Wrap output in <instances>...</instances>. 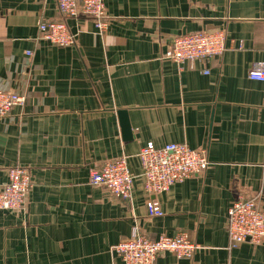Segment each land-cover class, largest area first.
<instances>
[{"label":"crops","instance_id":"0c3cea01","mask_svg":"<svg viewBox=\"0 0 264 264\" xmlns=\"http://www.w3.org/2000/svg\"><path fill=\"white\" fill-rule=\"evenodd\" d=\"M106 13L105 32L84 14L67 20L77 44L58 47L39 31L64 19L56 0H0V90L26 96L0 119V186L16 166L34 183L23 211L0 212V264H121L113 248L136 228L201 246L155 264H264V240L231 248L226 230L240 195L260 196L264 212V82L248 78L264 62V0H108ZM215 31L226 33L223 55L166 58L175 38ZM149 142L211 162L157 196L154 217L138 159ZM122 156L137 176L129 200L90 183Z\"/></svg>","mask_w":264,"mask_h":264},{"label":"built area","instance_id":"2783aa9c","mask_svg":"<svg viewBox=\"0 0 264 264\" xmlns=\"http://www.w3.org/2000/svg\"><path fill=\"white\" fill-rule=\"evenodd\" d=\"M107 1L56 0L64 19L39 23L43 39L58 47L75 46L77 38L71 32L67 20L76 19L81 14L92 18L96 27L105 32L109 27ZM226 43L227 36L224 31L183 35L173 40L166 58L178 65L186 62H206L223 55ZM248 78L264 82V62L254 63L248 72ZM25 102L26 96L22 94L0 90V119L6 118L14 107L24 106ZM138 159L142 169L143 189L149 197L146 207L151 217L163 214L157 196L169 192L178 183L199 176L211 165L205 150H195L182 143H171L157 148L149 142L141 148ZM90 174L91 185L103 187L126 200L132 198L137 176L132 173L126 156L93 168ZM33 184L30 170L21 166L11 168L8 181L0 186V212L23 211ZM259 201L260 196L240 195L229 208L226 230L231 248L243 243L258 245L264 240V212ZM200 249L201 246L186 233L163 235L153 239L137 228L129 239L113 248L121 264H155L158 256L164 253L172 254L177 259H190Z\"/></svg>","mask_w":264,"mask_h":264},{"label":"water","instance_id":"95a60500","mask_svg":"<svg viewBox=\"0 0 264 264\" xmlns=\"http://www.w3.org/2000/svg\"><path fill=\"white\" fill-rule=\"evenodd\" d=\"M119 115L121 117V125L125 135H130V125L127 120V112H120Z\"/></svg>","mask_w":264,"mask_h":264}]
</instances>
